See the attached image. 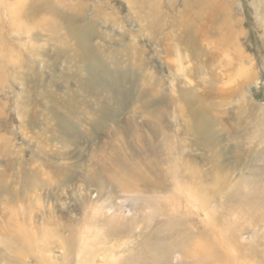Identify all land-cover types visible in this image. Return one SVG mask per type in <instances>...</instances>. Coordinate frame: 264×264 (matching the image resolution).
Returning a JSON list of instances; mask_svg holds the SVG:
<instances>
[{"label":"rangeland","instance_id":"374dc122","mask_svg":"<svg viewBox=\"0 0 264 264\" xmlns=\"http://www.w3.org/2000/svg\"><path fill=\"white\" fill-rule=\"evenodd\" d=\"M22 1L0 0V242L3 227H97L191 264L176 252L205 230L178 185L243 233L229 264H264V0H214L200 19L206 0ZM126 171L139 196L111 179Z\"/></svg>","mask_w":264,"mask_h":264},{"label":"bare ground","instance_id":"6f19581e","mask_svg":"<svg viewBox=\"0 0 264 264\" xmlns=\"http://www.w3.org/2000/svg\"><path fill=\"white\" fill-rule=\"evenodd\" d=\"M207 1H209V2H207ZM213 1L214 0L202 1L201 2L202 6H199L197 8V12L195 13L196 14L195 16H197L198 19H200L202 16L203 10L207 9L213 3ZM59 2L61 3L63 1L62 0H38V1L32 0L31 4H32V9L36 5H38V6L40 5V9L42 11L50 14L49 11H51V10L49 9L48 6H50L52 3L55 4V3H59ZM201 3H198V4H201ZM22 5H23V1L18 0V3L15 7L18 8ZM10 14L12 15V17L15 15H18V16L22 15L21 12L19 11V9L12 11ZM47 19L48 18H46V19L44 18V20H47ZM160 135H161V133H160ZM207 140H209V139L207 138ZM159 147H161V146H159ZM158 154H159V152H158ZM159 155H161V154H159ZM117 167H119V166H117ZM127 172L128 171H126L124 173H122V172L113 173L111 179H113V181L115 182L117 187H119L124 193H126L128 195H134V194L140 193V191L135 187V184L133 183V181H130V179H129V178H131L132 180H135L136 178L134 179V177H133V176H135V174L132 175L129 173L127 175ZM156 172H158V171H156ZM132 173H134V172L132 171ZM161 174L162 173H160V175ZM142 178H144V177H142ZM160 180H161V178H160ZM137 181H139V180L136 179L135 182H137ZM163 182H164V180H163ZM151 186H152V184H151ZM179 187L180 186L177 185L178 190H175L176 192H178V196H179L178 200L180 198H183V199L185 198L184 200H185L186 205L188 206L189 210L196 209V210H199L201 212L202 216L200 217V223L198 224V226H199V228L200 227L203 228V230H205V233L204 234L198 233L192 239L190 247L187 245H182V244L179 245L180 248H178V251L176 253H179V255L184 254L185 257H183V258L189 260L191 262V264H213V263L219 264V262H220L219 260L222 257H221V255L218 254L221 257L220 259H218L217 258L218 255L215 254L214 252H212V248H213L212 247V241L209 238V235L207 234V230H210L211 228L214 229V227H217L215 230L218 232V235H219L218 237H220V240L223 239V242H227L229 244L227 246V247H229L228 248L229 251L228 250L226 251L227 252V258H228V256H230V258H231V256H232V258H236V256H235L236 252L235 251H236V248L239 247L238 246L240 244L239 238L243 237V233L240 230H238V227L236 225H230L229 228L227 229V231H222L221 230L222 228L220 229L221 226H218L219 225L218 224V218L215 216L214 213H211V210H210L211 206L209 205L207 194L203 193L197 187H195V188L189 187L190 189L189 188L185 189V187L182 189H179ZM240 191H242V189L239 190V192ZM239 192L237 191L236 193H239ZM231 193H233V191ZM251 195L249 194L248 196H251ZM253 195H256V194H253ZM138 196H139V194H138ZM258 196H260V195H258ZM252 197H254V196H252ZM259 199L260 198H258V200ZM251 202H252V200H251ZM92 203H93V201H92ZM97 206H95V207H97ZM173 206H174V210L176 211V214H177V211L182 206L181 201L175 200L173 202ZM228 206L229 205L226 204V207H228ZM254 207H252V208H254ZM252 208L249 207L247 210H253ZM92 209H94V208H92ZM225 209H227V208H225ZM94 210H96V209H94ZM142 211H140V213H142ZM229 211H230V209H229ZM253 212H254V210H253ZM99 213H101V212H98V214ZM242 215H244V214H242ZM263 217H264V215H263ZM239 218H241V217H239ZM262 220H264V219H262ZM259 221H260V218H259ZM237 222H238V220H237ZM257 222H258V220H257ZM188 223H190V222H188ZM86 227H88V226H86ZM26 228L27 227H25V226L24 227L20 226L19 229L12 230V228H9V227L4 228L3 227L5 232H7V233H4V235L8 239L4 238L0 242V244L6 248L5 253L0 255V264H159L160 260H161L158 254H153L152 256L148 257L146 255V253L144 254L143 249L141 250V252L139 250V253L136 252L137 254L134 255V253H135V252L133 253L134 248H132L133 250L127 249L128 245L125 244V243H127V241L126 242L124 241V243H118L117 242V241H119V240H117L119 238L117 233L108 232L105 234V233H102L103 231L99 230L97 227L94 230L88 229L86 231L85 230L79 231L76 227L73 228L71 226H70V228L64 227V230H67V232H69V235L66 237L63 236L62 234H60L57 230L49 229L45 225H42L41 227H39L35 224V230H33L34 233L28 231ZM189 228H190V226H189ZM257 230H258V227L255 231L257 232ZM156 234H158V233H156ZM256 235H257L256 233L253 234L252 239L255 240ZM122 236H121V238H122ZM52 238H57V240L60 242V245H58V249L62 251V257H60V259H57V260L53 257L52 258L47 257L48 254L53 252V248L51 247ZM256 240L259 241V239H256ZM143 242L145 244V241H143ZM55 249H57V248H55ZM182 249L184 250V252H182ZM59 250H58V252H59ZM136 250H134V251H136ZM50 256H51V254H50ZM230 258H228V260H225V258H224V260H225L224 264H229V262L231 261ZM32 260L34 261V263H32ZM59 262H62V263H59ZM239 262H240V260H239Z\"/></svg>","mask_w":264,"mask_h":264}]
</instances>
